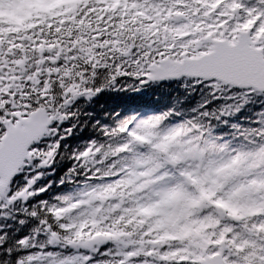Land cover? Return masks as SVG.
<instances>
[{"label":"snow or ice","instance_id":"obj_1","mask_svg":"<svg viewBox=\"0 0 264 264\" xmlns=\"http://www.w3.org/2000/svg\"><path fill=\"white\" fill-rule=\"evenodd\" d=\"M22 7L15 25L0 22V213L16 206L39 226L17 241L25 254L14 264H264V128L232 148L181 115H212L232 89L264 92V0ZM103 91L170 104L113 110L107 139L74 156L111 160L109 181L78 199H37L50 187L39 169L65 154L72 106ZM12 251L0 237V264H13Z\"/></svg>","mask_w":264,"mask_h":264},{"label":"trees","instance_id":"obj_2","mask_svg":"<svg viewBox=\"0 0 264 264\" xmlns=\"http://www.w3.org/2000/svg\"><path fill=\"white\" fill-rule=\"evenodd\" d=\"M30 2L31 0H7L4 5L0 6V22L15 25L17 19L23 16L22 6L31 4ZM57 2H62V0ZM13 30L18 29L14 28ZM235 93H240V95H235ZM169 104L170 101L164 97L156 99L148 93H145L143 97L126 98L122 94L103 91L91 98H79L72 106L74 115L69 116L68 121L62 125V127L71 128V134L61 141L62 145L65 142L67 144L66 149H64L65 154L57 156L50 166L39 169L41 176L38 185L50 184V187L45 193H41L37 199L63 196L78 199L82 192L88 191L97 184L107 183L109 178L101 177L111 160L104 164H93L84 163L82 160L77 161L74 156L88 147L89 142L94 140L99 145L107 139L103 132L109 126L108 114L112 113L113 110L116 112L123 110L126 113L131 105H151L154 109H159L161 107L167 108ZM78 106H82V109H78ZM184 107L186 109L195 107V103ZM209 110L212 115L208 117H199L190 110L181 115L183 119L196 120L205 130L206 135L218 143H227L232 148L247 145L249 140L257 138L254 130L264 128V93L262 92L253 93L242 89L229 90L213 100L209 105ZM77 112H79L78 115ZM77 120L81 123L84 121L88 123L85 127L80 125L72 127L70 122ZM185 135L189 138H198V143L204 138L200 136L198 130L192 127L187 128ZM99 159L97 156L96 160ZM73 167L76 168L75 174L68 172V169ZM97 168L100 169L98 173L96 172ZM10 209L7 213H0V237L3 238L5 249L12 248L14 264L17 256L25 254V250L21 249L17 241L26 236L31 239L34 235V229L39 226V221L22 211H17L16 206H10ZM46 239V234H41L36 237L34 242L37 244L44 243Z\"/></svg>","mask_w":264,"mask_h":264},{"label":"rangeland","instance_id":"obj_3","mask_svg":"<svg viewBox=\"0 0 264 264\" xmlns=\"http://www.w3.org/2000/svg\"><path fill=\"white\" fill-rule=\"evenodd\" d=\"M197 143H198V141H197ZM199 144V143H198Z\"/></svg>","mask_w":264,"mask_h":264}]
</instances>
